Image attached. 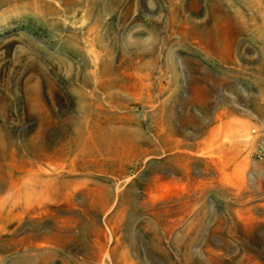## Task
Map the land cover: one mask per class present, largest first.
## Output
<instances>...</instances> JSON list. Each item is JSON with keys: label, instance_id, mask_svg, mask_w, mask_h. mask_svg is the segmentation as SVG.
<instances>
[{"label": "rangeland", "instance_id": "obj_1", "mask_svg": "<svg viewBox=\"0 0 264 264\" xmlns=\"http://www.w3.org/2000/svg\"><path fill=\"white\" fill-rule=\"evenodd\" d=\"M0 264H264V0H0Z\"/></svg>", "mask_w": 264, "mask_h": 264}, {"label": "bare ground", "instance_id": "obj_2", "mask_svg": "<svg viewBox=\"0 0 264 264\" xmlns=\"http://www.w3.org/2000/svg\"><path fill=\"white\" fill-rule=\"evenodd\" d=\"M232 126H233V125H232ZM233 127H234V126H233ZM231 136H232V133H231ZM233 137H234V136H233ZM233 137H232V138H233ZM226 138H227V137H226ZM227 139H228V138H227ZM233 139H234V138H233ZM228 140H229V139H228Z\"/></svg>", "mask_w": 264, "mask_h": 264}]
</instances>
